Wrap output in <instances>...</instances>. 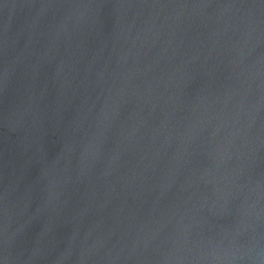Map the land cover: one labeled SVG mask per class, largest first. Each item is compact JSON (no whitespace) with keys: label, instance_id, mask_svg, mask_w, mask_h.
Listing matches in <instances>:
<instances>
[{"label":"water","instance_id":"water-1","mask_svg":"<svg viewBox=\"0 0 264 264\" xmlns=\"http://www.w3.org/2000/svg\"><path fill=\"white\" fill-rule=\"evenodd\" d=\"M0 264H264V0H0Z\"/></svg>","mask_w":264,"mask_h":264}]
</instances>
